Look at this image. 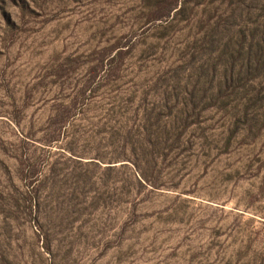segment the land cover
Instances as JSON below:
<instances>
[{
	"label": "rangeland",
	"instance_id": "1",
	"mask_svg": "<svg viewBox=\"0 0 264 264\" xmlns=\"http://www.w3.org/2000/svg\"><path fill=\"white\" fill-rule=\"evenodd\" d=\"M0 264H264V0H0Z\"/></svg>",
	"mask_w": 264,
	"mask_h": 264
}]
</instances>
